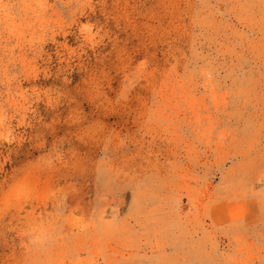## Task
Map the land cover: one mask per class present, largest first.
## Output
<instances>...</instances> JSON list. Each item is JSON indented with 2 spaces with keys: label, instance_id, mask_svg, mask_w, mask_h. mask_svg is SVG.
I'll return each mask as SVG.
<instances>
[{
  "label": "rangeland",
  "instance_id": "obj_1",
  "mask_svg": "<svg viewBox=\"0 0 264 264\" xmlns=\"http://www.w3.org/2000/svg\"><path fill=\"white\" fill-rule=\"evenodd\" d=\"M0 264H264V0H0Z\"/></svg>",
  "mask_w": 264,
  "mask_h": 264
}]
</instances>
